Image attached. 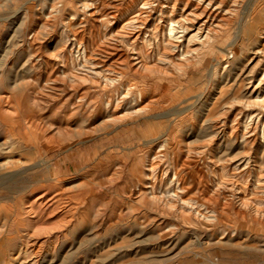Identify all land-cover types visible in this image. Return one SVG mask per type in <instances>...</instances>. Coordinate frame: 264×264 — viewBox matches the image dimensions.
I'll return each instance as SVG.
<instances>
[{"label":"rangeland","instance_id":"1","mask_svg":"<svg viewBox=\"0 0 264 264\" xmlns=\"http://www.w3.org/2000/svg\"><path fill=\"white\" fill-rule=\"evenodd\" d=\"M0 264H264V0H0Z\"/></svg>","mask_w":264,"mask_h":264},{"label":"bare ground","instance_id":"2","mask_svg":"<svg viewBox=\"0 0 264 264\" xmlns=\"http://www.w3.org/2000/svg\"><path fill=\"white\" fill-rule=\"evenodd\" d=\"M217 1V0H216ZM166 2V1H165ZM184 4V3H183ZM169 7V6H168ZM136 15V14H135ZM132 16V15H131ZM155 16H156V14H155ZM241 16V15H240ZM180 17V16H179ZM128 20V19H127ZM181 29H183V28H181ZM176 31V29L174 28V26H173V24H172V26H171V28H170V30H169V39L171 40L172 38H175V35H174V32ZM190 36V35H189ZM176 37H177V35H176ZM196 38H197V35H196ZM186 39V38H185ZM192 40H194V37H192V39H191V41ZM187 42V41H186ZM164 43V42H163ZM146 45V44H145ZM179 48V47H178ZM175 50V49H174ZM177 50V49H176ZM181 50V49H180ZM188 53V52H187ZM183 54V53H182ZM184 55V54H183ZM219 58H220V60H222V61H225V56L223 55V54H219ZM187 67V66H186ZM7 96V95H6ZM111 111V110H110ZM181 161V160H180ZM175 162V161H174ZM182 162V161H181ZM161 170V169H160ZM174 174V173H173ZM175 176H176V174H175ZM167 183V182H166ZM177 183V182H176ZM180 185V184H179ZM175 186V185H174ZM157 191V190H156Z\"/></svg>","mask_w":264,"mask_h":264}]
</instances>
